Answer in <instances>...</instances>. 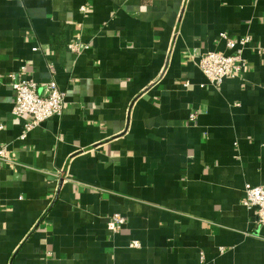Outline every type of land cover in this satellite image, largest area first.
Instances as JSON below:
<instances>
[{"label":"crops","instance_id":"obj_1","mask_svg":"<svg viewBox=\"0 0 264 264\" xmlns=\"http://www.w3.org/2000/svg\"><path fill=\"white\" fill-rule=\"evenodd\" d=\"M15 80L62 115L25 132ZM0 121V264H264V0H0Z\"/></svg>","mask_w":264,"mask_h":264},{"label":"built area","instance_id":"obj_2","mask_svg":"<svg viewBox=\"0 0 264 264\" xmlns=\"http://www.w3.org/2000/svg\"><path fill=\"white\" fill-rule=\"evenodd\" d=\"M219 38L224 42L226 50L231 51L230 55H224L221 52H209L200 58L198 67L210 85L219 86L226 78H235L243 67V61L240 51L236 49V44L225 34H220ZM247 39L241 41L245 45ZM69 51L79 54L82 46L79 42H73L68 45ZM11 79L14 80V77ZM38 84L31 80H18L12 84L15 94V102L12 108V115L19 118L30 116L31 121L24 127L25 132L37 128L52 118L60 117L63 113L65 103V93L60 91L54 81L48 82L43 87L41 93L38 92ZM193 119V116H191ZM3 125L0 121V131ZM6 161L5 149L0 148V163ZM244 196L242 206L246 210H253L256 215L257 224L264 225V186H244ZM125 223L124 219L118 215L114 216L108 224V229L117 231ZM137 247L136 243L132 244Z\"/></svg>","mask_w":264,"mask_h":264}]
</instances>
